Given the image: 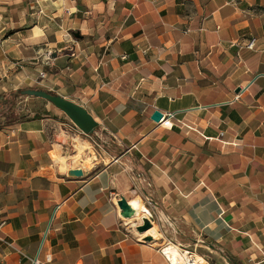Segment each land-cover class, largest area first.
<instances>
[{
	"label": "crops",
	"instance_id": "crops-1",
	"mask_svg": "<svg viewBox=\"0 0 264 264\" xmlns=\"http://www.w3.org/2000/svg\"><path fill=\"white\" fill-rule=\"evenodd\" d=\"M6 27L20 38L2 34L0 55H25L26 86L121 122L103 127L110 159L77 177L50 171L63 148L50 116L0 126V264H171L168 241L209 264H264V0H0ZM156 109L181 122L157 125Z\"/></svg>",
	"mask_w": 264,
	"mask_h": 264
},
{
	"label": "rangeland",
	"instance_id": "rangeland-1",
	"mask_svg": "<svg viewBox=\"0 0 264 264\" xmlns=\"http://www.w3.org/2000/svg\"><path fill=\"white\" fill-rule=\"evenodd\" d=\"M2 3L5 4V2ZM29 11L33 14V16H35V12L38 10L36 7L32 6ZM52 22L54 23V21ZM16 29L18 28H3L2 32L0 33V36H2V34H4L5 37L12 35V38H16L15 40H18L20 36L19 34L15 33ZM72 36L74 37V35ZM9 41L11 42L13 40L9 39ZM42 47H44L43 42L37 45L38 50H40ZM31 51L32 54H27V56L38 55V58L41 59V57H39L40 54H36L34 48H32ZM23 57H25L23 53H7L0 55V94H7L12 90H17L16 88L18 87L22 89L28 87H37L30 85L26 86L25 84V81L31 82L32 80L31 78L25 79L22 75L24 69L21 66V64H24ZM37 59H34V61H37ZM37 65L38 63H36V66ZM31 66H34L33 63ZM41 70L46 71L48 74V70L46 68V65L44 64H41L40 70L33 71V73L36 74V77L34 76V78L39 82L45 79H41L39 77V73ZM35 84L38 83L35 82ZM2 100H0V103ZM13 102L14 104L12 109L6 115L0 118V126L5 125L9 122L29 118L35 114L33 113L34 111H40L43 116H50V118H53L57 121V123H55L60 128V131L57 136H55V133H52L53 137L51 140L55 148H60L59 144H63V148L62 151H52L51 156L55 161H58L59 158L63 157L64 160L67 162L68 165L64 172L65 176L70 175L77 177L78 175L75 174L74 170L79 169L80 167H82L83 169H91V173L97 172L102 167V165L110 159V154L108 152H110V150L114 151V146L117 147V143H119V141L112 134H110L108 130L103 129V127L107 126L109 129V127H111V124L119 125L121 122L120 119H97L99 125L96 127L95 132L91 134H85L64 111L56 107L52 102L47 99L34 96H27L24 93H21L19 96L13 99ZM134 122H136V120L133 119V123ZM160 129H162V127ZM53 130L55 129L53 128ZM77 136H79L80 139H76ZM59 170L62 171L61 165L60 167L52 168L50 171L52 173L59 174ZM164 249L165 252L169 253V255L171 254L172 257L174 256L176 251H179L183 254L186 253V251L182 250L181 248L171 253V251L175 249L172 244L166 245ZM187 254H189V252ZM204 264L209 263L206 260Z\"/></svg>",
	"mask_w": 264,
	"mask_h": 264
},
{
	"label": "water",
	"instance_id": "water-1",
	"mask_svg": "<svg viewBox=\"0 0 264 264\" xmlns=\"http://www.w3.org/2000/svg\"><path fill=\"white\" fill-rule=\"evenodd\" d=\"M76 36H80L77 32ZM241 89L238 87L236 92H239ZM27 96L40 97L49 100L56 107L64 111L70 119L84 132L85 134H91L95 132L96 127L99 125V122L96 118L88 111V109L66 97L53 93L47 89L43 88H32L29 87L23 91ZM163 117V112L159 109L153 111L151 119L155 122H159ZM75 174L80 176L83 175V170L81 168L74 170ZM119 206L122 209L130 208V203L125 199L121 198L118 201ZM153 226L152 222L148 218H144V221L139 225V230L146 231ZM146 240H151L150 236L146 237Z\"/></svg>",
	"mask_w": 264,
	"mask_h": 264
},
{
	"label": "bare ground",
	"instance_id": "bare-ground-1",
	"mask_svg": "<svg viewBox=\"0 0 264 264\" xmlns=\"http://www.w3.org/2000/svg\"><path fill=\"white\" fill-rule=\"evenodd\" d=\"M76 139H80V137L77 136ZM58 161L60 162L62 171H65V169L67 168V165H68L67 162L64 160L63 157L59 158ZM130 205H131L130 208L124 209V214L125 215L130 216V217H136V216L139 215L140 212L144 213V214L146 213V212H143V210H142L143 205H142V202L139 199L131 200L130 201ZM141 218H142L141 220L143 221L144 218H146V216L142 215ZM149 241H151L154 244L157 241H161V236L158 235L156 233V231L153 229V235L151 236V240H149ZM174 248L175 249H173L171 252H173V251H175L177 249H180L177 246H174ZM184 251H186V253H184V254L179 252V251H176V253L174 254L173 257H171V254L170 255H169V253H167V254L170 256V258H171V260L173 261L174 264H176V263H180V264H187V263H190V264H204L205 260H204L203 257L193 256V255L187 254L189 251H187V250H184Z\"/></svg>",
	"mask_w": 264,
	"mask_h": 264
},
{
	"label": "built area",
	"instance_id": "built-area-1",
	"mask_svg": "<svg viewBox=\"0 0 264 264\" xmlns=\"http://www.w3.org/2000/svg\"><path fill=\"white\" fill-rule=\"evenodd\" d=\"M255 46H256V39H255V38H251V39H249V41L246 43V47H248V48H250V49H254ZM39 77H40L41 79H43V78H47V77H48V74H47L46 71L41 70L40 73H39ZM238 98H239V95H236V99H238ZM175 120L181 122V121L177 118V114H176L175 111H167V112H163V117H162V119H161L159 122H156V124H157V125H160V126H163V127H165V128H171V127L174 126V124H175L174 121H175ZM224 134H225L224 132H221L219 136L222 137V136H224ZM148 219H149V218H148ZM149 220H150V219H149ZM166 243H167V244H172V245L177 246V247L181 248L182 250H184L180 245L175 244V243L172 242V241H168V242H166ZM161 250H162L163 255L166 257V259H167L171 264H174L173 261L171 260L170 256L164 251V248H163V247H162ZM187 251H189V250H187ZM189 254H190V255H193V253H191L190 251H189ZM34 264H41V263H40V261H39L38 259H35ZM187 264H190V263H187Z\"/></svg>",
	"mask_w": 264,
	"mask_h": 264
},
{
	"label": "trees",
	"instance_id": "trees-1",
	"mask_svg": "<svg viewBox=\"0 0 264 264\" xmlns=\"http://www.w3.org/2000/svg\"><path fill=\"white\" fill-rule=\"evenodd\" d=\"M27 89V88H25ZM25 89L19 88L17 90H12L7 94H0V100L1 101V109H0V118L4 115H6L13 107V99L17 96H19L21 93H23V91ZM54 93V92H53ZM40 114L38 112H36L33 117L36 118L38 117Z\"/></svg>",
	"mask_w": 264,
	"mask_h": 264
}]
</instances>
